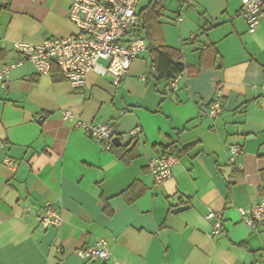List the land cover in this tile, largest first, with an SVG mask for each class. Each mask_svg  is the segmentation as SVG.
<instances>
[{
	"label": "crops",
	"instance_id": "0c3cea01",
	"mask_svg": "<svg viewBox=\"0 0 264 264\" xmlns=\"http://www.w3.org/2000/svg\"><path fill=\"white\" fill-rule=\"evenodd\" d=\"M73 1L1 0L0 67L22 59L17 41L74 34ZM142 1L149 48L119 84L90 72L74 88L56 65L40 75L25 61L0 88V143L19 161L16 170L0 162V264H260L264 222L254 230L239 208L264 199V18L251 33L241 0H162L159 18L144 23L156 0ZM159 44L186 66L176 90L152 70L150 46ZM215 99L223 111L212 118ZM65 110L111 122L136 157L104 148ZM172 146V178L156 183L149 160ZM231 146L242 150L233 159ZM49 203L63 214L59 226L40 220ZM210 209L223 214L218 236ZM100 238L110 256L89 260L83 251Z\"/></svg>",
	"mask_w": 264,
	"mask_h": 264
},
{
	"label": "built area",
	"instance_id": "2783aa9c",
	"mask_svg": "<svg viewBox=\"0 0 264 264\" xmlns=\"http://www.w3.org/2000/svg\"><path fill=\"white\" fill-rule=\"evenodd\" d=\"M140 0H74L69 19L77 31L66 37L46 39L40 43L17 41L16 48L22 54L17 63L0 67V88L8 87L9 72L22 62H31L40 75H50L56 65L64 79L74 88H83L90 72L101 76H111L114 84H119L128 74L132 63L149 48L139 30L138 6ZM242 14L245 17L249 32L257 31L264 18V0H241ZM185 72V71H184ZM183 73L173 78L169 90H176ZM264 91V86H262ZM223 111V104L215 99L208 108V115L216 118ZM65 120H73L76 127L82 128L93 138L101 142L104 148L113 147L114 133L111 122L88 124L73 115L63 112ZM142 134L139 126L130 132V138L137 139ZM242 150L231 146L233 159ZM0 162L11 170H16L19 161L11 157L0 143ZM178 157L172 154H161L149 160L148 168L156 183L172 178L173 168ZM239 213L243 222L258 231L264 222V199L248 207H240ZM206 218L212 223V236H218L223 229V214L210 209ZM41 222L47 226H59L63 222L61 210L54 204L45 205L40 213ZM89 260L107 259L110 256L109 240L100 238L83 251ZM260 264H264V248L261 251Z\"/></svg>",
	"mask_w": 264,
	"mask_h": 264
},
{
	"label": "trees",
	"instance_id": "16d2710c",
	"mask_svg": "<svg viewBox=\"0 0 264 264\" xmlns=\"http://www.w3.org/2000/svg\"><path fill=\"white\" fill-rule=\"evenodd\" d=\"M165 6L162 0H156L153 4H150L143 15L140 16L141 20L146 23L152 20H157L164 11ZM151 49V67L152 70L158 75L159 78L171 81L178 74L183 73L186 70V66L181 62L180 57H176L175 50L165 44L152 45ZM169 85V83H168ZM136 144L132 147L130 145L122 144L121 146L113 145V148L117 150H123L122 157H126L127 162H130L136 157ZM130 147V148H129ZM178 147L172 146L170 153L176 152ZM188 147H185L182 151H187ZM264 174V172H263ZM264 195V188L261 189Z\"/></svg>",
	"mask_w": 264,
	"mask_h": 264
},
{
	"label": "water",
	"instance_id": "95a60500",
	"mask_svg": "<svg viewBox=\"0 0 264 264\" xmlns=\"http://www.w3.org/2000/svg\"><path fill=\"white\" fill-rule=\"evenodd\" d=\"M0 2H1V0H0ZM113 142H114V144H115L116 146H121V145L123 144V142H122L120 136H115V137L113 138ZM186 208H187V206L178 207V208H176L175 211H181V210H184V209H186Z\"/></svg>",
	"mask_w": 264,
	"mask_h": 264
},
{
	"label": "rangeland",
	"instance_id": "374dc122",
	"mask_svg": "<svg viewBox=\"0 0 264 264\" xmlns=\"http://www.w3.org/2000/svg\"><path fill=\"white\" fill-rule=\"evenodd\" d=\"M145 3H146L145 0H143V1H142V5H145Z\"/></svg>",
	"mask_w": 264,
	"mask_h": 264
}]
</instances>
